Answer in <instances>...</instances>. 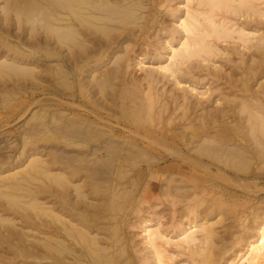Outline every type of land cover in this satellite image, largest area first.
Segmentation results:
<instances>
[{"label": "rangeland", "instance_id": "obj_1", "mask_svg": "<svg viewBox=\"0 0 264 264\" xmlns=\"http://www.w3.org/2000/svg\"><path fill=\"white\" fill-rule=\"evenodd\" d=\"M41 1L42 0H0V55H3V54L6 55V58H8L9 61L10 60L16 61V62L22 61L23 65H27V66H25L26 69H25V67H23V68H20L22 70L18 69L19 71L18 70L16 71L15 69H12L11 67H9L8 66L9 64L8 65L2 64V63L0 64L1 65L0 66V264H39V262L37 260L38 257L36 256L37 255L36 251H37L38 238H39L38 224H39L40 200L38 198V196H39L38 184L40 182V180H39L40 176L38 175V173H36L37 172L36 170H37V165L39 164V163H37L39 161L37 159H38V157L40 158V156L43 158H47V159L52 158V157L53 158L56 157V159H58V160H60V158L66 159L69 157H73L74 158L73 162L75 164H78L82 169L85 170V171L83 170V172H84L83 174L89 173L90 179L87 178V182L85 183L83 189H85V191H87L89 193L90 198H88L87 200L88 201L91 200V201H89L90 202V204H89L90 209L88 207L81 206L82 208L81 207L79 208V212L80 211L81 212L86 211V213H89V214H91V213L92 214H94V213L98 214V212H99L98 209H99L100 211L105 210L103 212H105L108 216H111L112 214H114V211H115V213L118 212L117 215H118V219L120 220V222H119V235L121 234L120 236L118 235V237H120L119 241L121 238H123V240L121 239L120 243H122V245L126 244L125 246H127V248H128L129 257L131 258V260H133L132 261V263L134 262L133 264H157V258H156L157 256H155L156 254H155L154 250L148 244H147V246L145 245V243H146L145 237L142 234L143 233V227H142L143 226V222H142L143 219H149L151 224H152L151 226H153V227L160 225L161 229L163 228L162 230H164L166 228L164 231L167 230L166 232L170 236L174 233L175 236H174V234L171 236V239L173 238L172 240L174 241V239L177 238L176 233L179 232V229L181 228V226H189L188 222L190 221V219L193 220L194 218H196L195 220H198L197 229L199 231L197 232V234H198L197 237H199L198 239L200 240V242L199 241L196 242L195 246L191 245L193 248L192 249L193 252H191V253H193V254H190L189 249H183L181 246L174 245L176 243L171 242V244H169V246H168V244L160 242V245H162L163 248H165L166 251H168L169 254L168 253L167 254L170 257V261H173L176 264H181V263L182 264H197L196 261L197 262L202 261L204 259L205 255H206V257H208L211 254L210 255V256H212V257H210L211 262H209L208 264H226L227 259L233 258L235 253L237 252V250L239 248H242L243 246H245L248 238H250L252 236H256L257 229L259 228V224L264 219V158L261 157V155H259V152L261 151L260 148H262V151L264 152V150H263L264 147H262L264 145H258L261 143H258L257 141L252 139L253 137H251L250 133L248 132L249 128H247V127H249V125H247L248 122L245 126V123H246L245 117H247V114L245 113L243 115V113H241L243 115L242 116L239 113V116L244 118V120H243V124H239L238 126L234 125L235 128H237L238 130L236 129L237 135H236L235 142H234L235 146L232 145V151L233 150L236 151V149H238V151L241 152L242 150H239L240 145L244 146L245 149L241 152L242 153L241 157L237 156V154L239 152L236 151V154L232 158V160H234V161L230 162L231 164H229V162H227L228 164H226L225 157L222 158L220 163L219 162L216 163V165H218L220 167L213 166V171L210 172L213 174H211V176H209L206 173V169L211 164L210 163L211 160L207 159V158L206 159H198L199 158L198 153H200L201 150L199 152V150H196V149H200V146L203 145V143L209 144L210 146L204 145L201 147V149L205 148V147L206 148L207 147H209V148L214 147L215 148V146H218V144H216L217 142L221 145L220 141H217L216 143L214 141L213 145L214 144H216V145L211 147L210 142L212 143L213 140L211 141L210 139H213V137H211V136H213L212 134L215 135V133H214V132H216L215 128L211 129L210 127H208V128H210V129H208L209 131H207L209 133V137L206 138L207 136H204V137H202V140L199 139L200 141L199 140L194 141V142H197L195 145L189 143L190 142L189 140H191L190 136H193V133H196L195 131L194 132L191 131V129L193 130V128L198 127L202 123L201 117L199 116V118H197L198 116H196V114H195V112L197 110H198V113H200L202 115V113H207V112L209 113L211 109H212L211 110V112H212L213 110L215 111L216 109H218L220 107L226 108L227 104H228V107L236 105L235 108H236V110L238 109V105L240 103V101H238L239 96H237V95L234 96V94L230 95V93L226 94L227 93L226 88H229V86H230L228 81H234L233 84L238 86V87L242 86L243 83L248 82L247 84H249V85L251 84V87L253 89L259 90V88L260 89L262 88L260 86H263V84H264V72H263L264 71L263 70L264 69V67H263L264 66L263 65L264 64V62H263L264 58H262V57H264V50L262 49L264 47V44H263L264 43V38H263L264 37V16L260 15L261 17L259 18V14H257L258 16L256 14H254L255 15L254 16L252 14V12H249L248 13L249 17H248V16H246L248 14L241 15L244 11L240 10V13H239V9L237 10V14L236 13L233 14L229 11L230 13L228 12L229 14H227V15H230V17H232L233 21H236L237 24H240V25L244 24L247 30L256 32V33H254L255 38H253L252 41L250 42L252 44L243 45V44H241V42H239L237 40L233 41L231 39L230 40L227 39L228 41L226 40L224 42L220 41L217 44L219 45V47L222 51L221 50L218 51L215 54V56H212L211 58L209 57V59H207V60H203L201 58H196L198 60L193 59L192 61L189 62V64L192 62L190 64L191 67L188 63L180 66L181 70L184 69V71H180V67H179V70L178 71L176 70V72L177 73L179 72V73L178 74H172L173 76L177 75V78L175 77V79H174L173 76L171 77V72L169 73V71L163 70L164 71V73H163V72H160L157 70L160 68L159 64L161 66H163L167 62H170L166 58L169 54V52H166V51H169L168 47H170V45H174V46L178 47L180 40H182L184 38V34L181 33L182 32L181 27L178 24V23H180L179 17H184V15L186 14L185 8L187 6H191V8H193L196 5V7H197V0H195L191 5H189L190 3H188V2L186 3V0H170V1L169 0H155V1L150 0V2H149V0H142L141 2H140V0H138V1L128 0V1H130L128 3H129L131 10L134 11V9H135V11L137 13H135V15L131 14L130 18L126 17V19H124L126 21V23L123 20L122 24L118 23L117 25H115L116 30H114L113 29L114 27H113V28L108 29L109 31L112 30L111 32H107L105 30L106 32L104 34L103 33L99 34L100 38L102 40L105 37V41H107L108 39H111L110 36H115L118 34L124 35V39H122L123 41L121 40L119 43L120 45L118 46L120 48H116L114 52H110L109 50L104 52L105 55L103 54L100 56L101 60L103 58L104 66L103 67L100 66V62H101V60H100V62H96L98 65L93 67L95 71L93 70V68H91L92 70L91 69L88 70L89 74L87 72L84 74V77L82 80V84H83L82 88H83V90H85V92L83 90L82 91L86 95L84 96V94L82 95L80 93L82 95V97L81 98L78 97V99L76 101H74L72 98H68L69 96L66 95V94H68V92H69V94L72 93V91L67 86V85H69V82H71V79L67 80L64 77H62L60 74L61 69L57 68V67H61L62 63L60 61H54L51 59H47L46 61H44L40 58L41 55L43 54L42 52H40L41 47L44 45L42 42L45 41V39L42 35L43 32H42V28H41L43 23L40 22L41 19H39V21H37L38 16H39V18H41V15L39 14V9H37V8H39V4L41 3ZM135 1H136V3H135ZM254 1H256L255 4L257 6H264V0H262L263 5L262 4L260 5L259 1L257 3V0H254ZM142 2L144 3V5ZM157 2L159 4V6H158ZM170 2H172V3H170ZM131 3H133V4H131ZM134 3H135V6H134ZM140 4H142V5H140ZM152 5H154L155 7ZM140 6H141V8H140ZM143 6H146L148 10H146V8ZM149 6H151V7H149ZM178 6H180V7H178ZM196 7H194V8H196ZM32 8L37 9V10H33ZM262 8L264 9V7H262ZM26 9H29L30 11H28ZM31 10H33V11H31ZM26 11H28V12H26ZM36 11H38V16H37ZM219 12H223V11H219ZM143 13H145V14L143 15ZM32 14H33V16H32ZM140 14H142V15H140ZM152 14H154V18L152 17L153 16ZM231 14H233L234 16ZM236 15H238V16H236ZM240 15H241V18H240ZM140 16H142V17H140ZM252 16H254V19ZM33 17L35 20L33 19ZM131 17H134V18L132 19ZM234 17H236V18H234ZM255 17H256V20H255ZM29 18H31V19H29ZM136 18H139L140 20L138 19V21H137ZM145 19H147L148 21H146ZM250 19H252V20H250ZM134 21H136V23H138L139 25L144 24V22L145 23L147 22L149 24H148L147 29H143V30H141L140 27L137 26L136 30L134 29L135 30L134 33L130 34V33H128V29H131L132 27H134L133 26ZM123 22L126 25V27H125V25H123ZM164 22H166V23H164ZM128 24H131V25H128ZM122 26H123V28H122ZM177 26H178V29H177ZM179 29H180V31H179ZM124 30H126V31H124ZM138 31H140L141 33L140 32L138 33ZM106 33H107V35H105ZM137 34H139V35L137 36ZM142 34H144V35H142ZM106 38H108V39H106ZM149 41L151 44L149 43ZM177 42H178V44H177ZM260 42H262V43L260 44ZM132 44H133V46H132ZM45 45H47V44H45ZM77 45H78V43H77ZM126 45H128L127 47H129L130 50L128 48H127L128 51L125 49ZM164 45H166V46H164ZM48 46L50 48H53V49L56 48L54 43H50V44H48ZM247 46H249V48H245ZM250 46H252L253 48L251 49ZM96 47H97L96 51H99V49H98L99 47L95 46V48ZM136 47H137V49H136ZM254 47H257L256 49L260 48V50L259 49L254 50ZM77 48H76V50H77ZM57 49H59V48L57 47ZM64 51H65V49L63 50V52ZM121 51H122V53H121ZM120 53L122 54L123 57L122 56L119 57ZM261 53H263V54H261ZM99 54H100V52H99ZM111 55H113V57ZM107 56H108V58H107ZM138 56H140V57H138ZM251 56H253V57H251ZM260 56H262V57H260ZM104 57H106L107 61L105 60ZM119 58H122L121 60L123 63L118 60ZM253 58H255V59H253ZM22 59L23 60L25 59V60L23 61ZM252 59L254 62L252 61V63H249V62H251ZM108 60H111V61H108ZM139 60H140V62H139ZM257 60L261 63H259ZM112 61H113V63L117 61V64L116 63H115L116 65L111 64ZM203 61H204V63H203ZM195 62L198 64L196 65ZM18 63H21V62H18ZM96 63L93 61V65H95ZM200 63L202 64L201 67H200ZM209 63H210V65H209ZM215 63H216V65H215ZM109 64H111L112 66H115V67L112 68V66L111 65L109 66ZM168 64L169 63H167L166 65H168ZM204 64H206V65H204ZM246 64H248V65H246ZM4 65L7 67H4ZM185 65H189L190 68L188 66L186 67ZM105 66H107L106 69L107 68L109 69L107 73H109V74L112 73L111 74L112 76L114 75V78L111 76V79H110L111 85L113 86V84H114V86L112 87L109 84L107 86H104V88H102V87L98 88V86L95 84V82L92 80V78H93L94 74H95L94 78L99 77V75L97 73H99L100 75H101V73L104 74V70H105L104 67ZM158 66H159V68H158ZM171 66L174 67L175 65L171 64ZM29 67H30V69H29ZM53 67L56 68L57 72H59V74H57V78L59 79L58 80L59 82L57 81L55 83L56 84V85H54L55 87L50 85L51 82L49 81V79L51 78L50 75L54 72ZM117 67H118V69H117ZM184 67H186L187 69ZM223 67H224V69H223ZM258 67L260 68V70L262 72L259 70ZM95 68H97V69H95ZM175 68L177 69V65L173 69H175ZM191 68H193V69H191ZM195 68H197V69H195ZM248 68H249V71H248ZM152 69H154V71H152ZM185 69L186 70L189 69L187 71L188 73L185 71ZM250 69H251V71H253V75L250 72ZM150 70L152 72L156 71L157 73L156 72L152 73V72H150ZM160 70H162V69H160ZM192 70L193 71L195 70L193 72L194 75L191 74ZM258 70L262 74L260 72H258ZM115 71H117V73ZM233 71L235 72V74L233 73ZM246 71H248V72H246ZM125 72L127 75L125 74ZM159 72L161 74H159ZM166 72H168L170 74V78H169V75L167 76V78L165 77ZM176 72H174V73H176ZM43 73L49 75V76H47L48 78L45 81H42V79H41V74L43 75ZM180 73L181 74L184 73V74L180 75ZM240 73H242V74H240ZM96 74H97V76H96ZM120 74H122V75L120 76ZM230 74H232L233 77ZM247 74L248 75L250 74V76L248 77ZM88 75H90V76H88ZM115 75H116V77H115ZM185 75L187 78H184ZM124 76L125 77L128 76V77L125 78ZM182 76H184V77H182ZM157 77H158V79H157ZM228 77L230 78L229 80H228ZM89 78H91V79H89ZM118 78H120V79H118ZM124 78L126 79L127 82L125 81ZM136 78L138 79V81L136 80ZM152 78H153V80H151ZM181 78H183V79H181ZM205 78H207V79H205ZM225 78H226V80H225ZM236 78H237V80H236ZM253 79H255V80H253ZM84 80H86V81H84ZM130 80H132L130 83L131 85H129ZM178 80L181 81V86L178 85L177 83H175V81H178ZM112 81H114V82H112ZM237 81H239V82L237 83ZM87 82L88 83L91 82V83L87 84L88 85L87 86L86 84H84ZM123 82H124V84H123ZM125 82L127 84H125ZM136 83L140 85L139 89L137 88L138 85H136ZM183 83H184V85L187 84L188 86L187 85L186 86L188 88H186V86H184ZM260 83L262 85H260ZM120 84H121V86H120ZM258 84H259V87H258ZM42 85H46V87H47L46 93H42L43 92V86ZM123 85L125 87L126 86L127 87L124 88ZM148 85H151V86L149 87ZM156 85H158V86H156ZM109 86H111L112 89ZM143 86H144V88H142ZM155 86H156V89L158 88L157 90H155ZM178 86H179V88H178ZM189 86L192 89L189 88ZM78 87H80V86H77V93H79L78 89H80ZM87 87H89V88H87ZM107 87H108V89H107ZM114 87H117V88H114ZM148 87H149L150 92L151 93L153 92L152 94H150ZM193 87H196V89L194 88V90H193ZM211 87H213V88H211ZM219 87L221 89V92H219V90H220ZM101 88H102L103 92L100 91ZM161 88H163V89H161ZM124 89L128 91V94H130L132 91H136L141 96H143V98H144V96H147V95H153L154 100H156V98L158 100L161 99L160 101H154V103L159 102V104H162V102L164 100L168 99L169 101L166 100L165 103L169 102L168 107L169 106L171 107V105H172V107L170 109L171 112H170L169 117L172 116L171 118H172L173 122L170 120L171 123L169 124V121L167 120L165 123L168 126H171L173 128L177 124L175 126V129H174V133H175L174 137H171L168 140V139H163V138L160 139L159 136H156V135L152 136V134H150L151 136L145 135L147 133L146 132L147 130L152 131L155 129L156 126L157 127L159 126V124L157 125V123H153V122H151V124H150V120L146 121V123L144 125L143 121L148 120V118L145 115H143V117H142L143 120L139 121L137 123L138 125L133 124V122H131L132 119H130L131 117L129 118L128 114H126V112H125L128 110H124V108L127 109L130 106H131L130 108H134L136 103L134 104V101L132 102V100H130L129 98L124 100L125 97L123 95L119 96L120 93L122 94L121 91H124ZM89 90H90V92H89ZM146 90H148V91L145 95L144 93L146 92ZM87 91H88V93H87ZM97 91H100V92H97ZM155 91H156V93H155ZM204 91H206L205 92L206 95L204 94ZM142 92H144V93H142ZM159 92L162 94L160 95ZM186 92H187V94H186ZM191 92H193V93H191ZM177 93H179L180 95ZM90 94H91L92 98L89 97ZM112 94H115V95H112ZM163 94H165V95L162 96ZM181 94L183 95V98H182ZM185 94L188 96L186 97ZM198 95H200V97ZM203 95H205V96L203 97ZM106 96H108V98ZM227 96L230 98V102H229V99L227 98ZM231 96H232V98L235 97L234 100L236 102L232 101ZM120 97H121V99H120ZM122 97H124V99ZM184 97L186 100L184 99ZM190 97L192 98L193 101L191 100ZM223 97H224V99H223ZM55 98H56V100H55ZM83 98H85V99H83ZM169 98H171V99H169ZM219 98H220V100H219ZM225 98H226V100H225ZM57 99H59L60 102ZM197 100H199V101L197 102ZM202 100H203V102H202ZM239 100H241V99H239ZM114 101L116 104L114 103ZM185 101H186V103H185ZM194 101H196V102H194ZM205 101H207L208 103ZM64 102H66V103H64ZM71 102L75 103V104H73V106L72 105L70 106V104H72ZM120 102L121 103L124 102V105L121 106L122 104ZM175 102H177V103H175ZM178 102H180V103L184 102L185 104L184 103L183 104L185 106L182 104L183 106L178 107V105L180 104ZM237 102H238V104H237ZM94 103H95V105H92ZM157 103L155 104L156 113H157V108L160 107L159 104H157ZM196 103H198V104H196ZM200 103H202V105H201L202 107L199 106ZM215 103H217V104H215ZM78 104H80V106ZM163 104H164V102H163ZM187 104L189 105L190 110L187 109V107H188ZM74 105H76L77 108L74 107ZM197 105H198V107H197ZM97 106H99V107H97ZM124 106H126V107H124ZM72 107H73V109H72ZM102 107H105V108H102ZM205 107H206V112H202L205 110ZM213 107L214 108L216 107V108L214 109ZM183 108H186L188 111L185 110L183 112V110H182ZM207 108H208V110H207ZM121 109H123V111ZM92 110H93V112H92ZM176 110H178L179 112H177ZM101 111H102V114L104 116L101 114ZM54 112L57 114V116L54 115ZM185 112H186V114H188L189 116H192L195 119V121L193 119V123L195 124V126H191L192 128H190L188 126V124L185 120L186 116L183 115V113L185 114ZM76 114H78V115L83 114L81 116H86V117L88 115L90 117V120L102 118V119H100V121L103 124L102 123L100 125L99 124H97V125L92 124L93 130H95V128H96V130L108 131V132L115 130V132H116L115 138L118 137V139L120 138L121 141L118 140V141H115V143L112 142V144H114V146L120 145L119 148H122V146L124 145L123 148L125 150L123 151V153L125 155L127 154L128 147L130 149V146H131V143L127 142V141L128 140L129 141L134 140L133 142H135V143L138 142L137 144L142 146L141 149H142V151H145V152H142L141 149H139V148L138 149L140 151L137 148H135V149L138 152H140V156H143V158L145 156H147L145 158L149 159V162L146 164L151 165V163H152V165L154 166L153 173L155 171L156 172H155V174H152L153 179L150 178V174H148V177H149V178H147L148 180L141 181L139 184V187L136 190L134 189L135 192L131 191L128 198H126V199H124V198L123 199H117L116 196H112L114 194L118 195V193H116L117 187L115 186V183L118 182V181H116L118 179L116 178L117 176H116V166H115V165H117V162H115L114 159H112L110 156L108 157L109 150H104L102 147L101 149H103V151L100 150L101 152L100 151L98 152V154H97L98 156L96 158H92L91 157L92 152H94V150L97 148L96 145L95 146L92 145L89 149L88 147L84 146L83 144H81L79 142H74L73 144H71V146H69V142H67L68 140L65 137L62 138V136L59 135V133L57 131H55V129L53 128V127H55V126H53L54 125L53 120L59 122L57 118L62 117V119L60 118V121L62 120L61 122L64 123L65 122L64 118H68V116L70 117L72 115L75 116ZM43 115H45L47 117L45 120H42ZM177 115H181V116H177ZM182 115H183V117H182ZM124 116H127V117H124ZM155 116L158 117V115H155ZM181 117L184 119H182ZM144 118H145V120H144ZM175 119H177V120H175ZM104 120H106V121H104ZM141 122H142V124H141ZM152 123H153V126H152ZM86 126L87 125L84 123V125H82V128H85ZM134 126H137L138 128L134 127ZM182 126H183V128H182ZM201 126H203V125H201ZM97 127H99V128H97ZM142 127H143V129H142ZM177 128H178V131H177ZM203 128L205 129V127H203ZM110 129H111V131H110ZM129 129L132 131H130ZM180 129H181V131H179ZM138 130L141 131L140 135H139V133L137 135V133L135 132ZM144 130H146V131H144ZM185 130H186V132H184ZM246 130H248V131H246ZM133 132L136 134H134ZM181 132H183V133H181ZM55 133L57 134V136ZM188 133H189V135H188ZM241 133H243V134H241ZM122 134H123V136H122ZM176 134H178L179 136L183 134L182 136H184V137L179 138V136L178 135L176 136ZM185 134H187L188 139L185 138ZM59 136L61 139L58 138ZM130 137H131V139H130ZM145 137H147L148 140H147V138L145 139ZM175 138H177V139H175ZM62 139L63 140L66 139V141H63ZM149 139L150 140L155 139V140L150 141ZM185 139L187 141H185ZM203 139H208L210 141L205 140V142H204ZM61 140H62V142H61ZM156 140L158 141V143L160 142V144H157ZM182 141H184V142L182 143ZM65 142H67L66 143L67 146L65 144L62 145ZM121 142H123V143H121ZM153 142H155V143H153ZM76 143H77L78 147H76L77 146ZM106 143H107V141H105V145H106ZM79 144H80V146H79ZM237 144H239V145H237ZM160 145H164L163 146L164 148L169 147L170 151L171 150L173 151V149H174L178 152V154H177V152L171 151V153H172V155H171V153L168 151L169 149L168 150L166 148L164 149ZM73 146H75V148ZM177 146L179 147V149ZM59 147L60 148L62 147V148L60 149ZM125 147H127V148H125ZM170 147H172V149ZM180 147H182L183 153H181L182 151H181ZM187 147H188V149H187ZM189 147H191V148H189ZM257 147H259V148H257ZM57 148H59V149H57ZM131 148H132V146H131ZM143 148L146 150H144ZM63 149H66V150H63ZM193 149H195V151H197V153L195 151H192ZM258 149L260 150L259 152H258ZM87 150H89V151H87ZM106 151H107V153H106ZM148 152H150L149 155L147 154ZM261 152H260V154H261ZM179 153H181L183 155H181ZM144 154H145V156H144ZM187 154H189V158H190V156L191 157L193 156L194 159L193 158L184 159V157L188 156ZM238 155L240 156V154H238ZM35 156L37 158L36 161L34 159ZM153 156L156 157V161L154 160L155 157H153ZM178 156H179V158H178ZM182 156H184L183 161L186 163L185 164L186 168H184L183 171L181 169H179V168H181L179 160ZM105 157L106 158L108 157V158L106 159ZM91 158H92V160H91V162H89V159H91ZM150 159H153V160H150ZM191 159H193L194 161H196V160L200 161L201 160L200 162L201 163L203 162L204 164H202V165H204V166L200 165L199 167H201V168H199L197 166L199 162L196 163V165H195V162H191V161H193ZM77 160H79V161L81 160V162H79ZM107 160L108 161L110 160V161L108 162ZM189 160H191V161H189ZM31 161H32V163H31ZM92 161H93V163H95L97 161V163H95L93 165ZM112 161H114V162H112ZM241 161H243V162H241ZM88 162L90 165L88 164ZM106 162H108V163H106ZM111 162H112V164L114 163V165H112ZM34 164H35V166H34ZM233 164H234V166H233ZM242 164L244 166H242ZM191 167H193V168H191ZM16 169H17V173L15 172ZM138 169H139V166L135 165L134 171H138ZM177 169H178V171H177ZM86 170L89 172H87ZM194 170H196V171H194ZM9 172H13L15 175H12L13 173H11V175H10ZM175 172H179V175L175 174ZM180 172H181V175H180ZM7 173L9 175L6 176V178H5L4 175H7ZM164 174L166 176H164ZM183 174H185L186 177H183L184 176ZM16 175H17V177H16ZM158 175H159V177H158ZM190 175H196L197 176L196 178L199 180L201 178V180L199 182H196L192 179L190 182L189 181L190 179L188 178V177H191ZM212 175H214V176H212ZM12 176H14V177H12ZM29 176H31V177H29ZM2 177H3V179H2ZM168 177H173V178L175 177L174 180L176 181V184H179L180 189L181 190L184 189L183 191H186V192L189 191L190 193L188 192V194H186L185 192H183L181 190L177 191V190H175L177 187H173L175 189H172V188H170V190L167 189L168 192L166 190H163L162 188H160L158 190L156 188V185H155V184H157V182H159L157 179L161 178L160 182L165 183L167 181ZM128 178L129 179H127V181L124 182V184L126 185L128 190L129 189L131 190L133 188L132 187V183H133L132 179L136 178V177L133 173H131V175H129ZM180 178L182 179V181H185V182H180L179 181V180H181ZM186 178H188V179L186 180ZM88 180H89V182H88ZM177 180H178V183H177ZM175 181L173 182V184H175ZM130 182H132V183H130ZM143 183H145V184H143ZM94 184L97 187H95ZM91 185H93V187ZM195 185H196V187H195ZM108 186H110V187H108ZM189 187H192V188H189ZM194 187L196 190H197V188L199 189L201 187H202V189H199V191L197 192L194 189ZM154 188L156 190H154ZM95 189L97 192L95 191ZM107 190L109 191V193ZM121 191H122V189H121ZM145 191H146V193H145ZM104 193H105V195H104ZM132 193H134L135 195ZM191 193H193V194H191ZM195 193L198 196L197 195L195 196ZM167 194H168V196H166ZM172 194H173V196H175L174 198H173ZM176 194L179 198L176 196ZM178 194H181V195H178ZM140 195H143V196H140ZM157 195H159V196H157ZM192 195H194V196H192ZM118 196H120V194ZM170 196L172 199L169 198ZM131 197H133V198H131ZM165 197H167V198H165ZM180 197H182L183 199ZM214 197H216V198H214ZM102 198H104V199L107 198V199L102 200ZM112 198H113V200H112ZM132 199L134 200V202L132 201ZM191 199H192V201H191ZM194 199H195V201H194ZM218 199L221 202V204L218 201ZM172 200H174V201L178 200L177 202H175L176 206L171 204L173 202ZM108 201L111 203L113 202L115 204H111V203L109 204ZM139 201H140V203H138ZM141 201L143 204L141 203ZM129 202L130 203L132 202V203L130 204ZM204 202L206 203V205ZM199 203H201L200 208H199ZM225 203L227 204V206ZM101 204H103V205H101ZM108 204L114 205V211H112V209H111L112 206L110 207ZM120 204H121V206L119 207ZM124 204H126V205H124ZM196 204H198L197 207H196ZM219 204H220V206H219ZM105 205H106V207H104ZM128 205H130V206H128ZM189 205H191L192 208L196 207V209H197L196 214L197 215L190 212V210L188 208H191V206H189ZM131 206H132V209H130ZM208 206H209V208H208ZM108 207H110V208H108ZM116 207H118V208H116ZM127 207L128 208L130 207L129 210H127L128 209ZM119 208L120 209L124 208L125 210L123 209L121 212ZM88 209H89V211H87ZM134 209H135V211H134ZM94 210H96V211H94ZM110 210L113 213H111ZM126 210H127V212H126ZM198 210L200 211L199 214H198ZM211 210H213V211H211ZM124 214H127V215H124ZM201 215L203 217L204 216L205 217L203 218ZM37 216H38V218H37ZM124 216H126V219L124 220V221H126V222H124V224H126V225H124L123 222L121 221V217H124ZM188 216H190L189 219H188ZM237 219H238V221H237ZM205 220H207V221L209 220L208 223L212 225L211 230L213 232V234H211V236H210L211 239H210V243L208 245L205 242V238L203 237V232L201 231V228L204 226ZM114 225H115V223H113V221H112V222H110V224L109 223L104 224L102 222H99V223H97L96 226H98L97 228L103 229L104 233L100 234V236L102 237L103 234H104L103 236H105V233H108L107 235H109L112 232ZM122 225H124V226H122ZM96 226L94 228H96ZM106 229H107V231H105ZM199 232H200V234H199ZM95 233H97V231H95ZM122 241H124L125 243ZM165 245H166V247H165ZM148 247L151 248L152 250H150ZM228 249H230V250H228ZM225 250L227 252H225ZM142 251H144V252L142 253ZM184 251H185V253L183 254ZM194 252H196V253H194ZM197 253H199V254H197ZM195 254H197V257L194 256ZM202 254L204 256H201ZM171 257H173V258L171 259ZM191 257H192V259H191ZM194 257H195V259H194ZM200 257H202V258H200ZM262 264H264V263H262Z\"/></svg>", "mask_w": 264, "mask_h": 264}, {"label": "bare ground", "instance_id": "obj_2", "mask_svg": "<svg viewBox=\"0 0 264 264\" xmlns=\"http://www.w3.org/2000/svg\"><path fill=\"white\" fill-rule=\"evenodd\" d=\"M138 1V0H136ZM135 1V3H136ZM142 0H140L141 2ZM155 1V0H154ZM170 1V0H169ZM195 0H186V3H190L189 5H191ZM260 3V5L263 3L262 0H257V3ZM262 1V2H261ZM130 1L128 0H42L41 3L39 4V14L41 15V18H39L38 16V11L37 12V21L40 20V22H42V35L45 39V41H43L42 43L44 44L41 49H40V52H42L43 54L41 55V59L46 61L47 59H51V60H54V61H60L62 64H61V67H57V68H60V74L62 77H64L65 79L69 80L71 79V82H69V85L68 88L72 91V93L69 94H66L67 96H69L68 98H72L74 101H76L79 98L82 97V95L84 94L85 90H83L82 88V80H83V77H84V74L88 72V70H90L91 68L95 67L96 65H98L96 62H100V56L104 54V52L106 51H110V52H114L116 48H120L118 47L120 44V41L122 39H124V35L122 34H118V35H115V36H110L111 39H108L107 41H105V37L104 39L102 40L100 38V33L104 34L106 31L107 32H111L109 31L108 29L110 28H113L114 30H116L115 28V25H117L118 23L122 24V21L124 19H126V17H129L131 16V14L135 15V13H137L134 9L131 10L130 6H129V3ZM134 2V1H133ZM150 2V0H149ZM153 2V1H152ZM256 1L254 0H197V7L196 5L194 7L196 8H191V6H187L185 9H186V14L184 15V17H179V20H180V23L179 26L181 27V33L184 34V38L182 40H180L179 42V46L176 47L174 45H170L169 48V51H166V52H169L168 56L166 57L170 62H167L169 63L168 65L164 64L163 66H158V70L157 71H160V72H163L164 71H169V73L171 72V77L173 76L172 74H178L176 72V70L178 71L179 70V67L184 65V64H189L190 61H192L193 59L195 60H198L196 58H201L203 60H207L209 59V57L211 58L212 56H215V54L220 51V47L219 45L217 44L218 42L220 41H226L227 39H231V40H237L239 42H241V44L243 45H247V44H252L250 43L252 41L253 38H255L254 36V33L256 32H253V31H250V30H247L245 25L242 24H237L236 21H233L232 20V17H230V15H227L229 14L230 12L231 13H236L237 14V10L239 9V13H240V10L244 11L241 15H246L248 14L249 12H252V14H259V18L261 16H264V9L262 7L264 6H257L255 4ZM135 3H134V6H135ZM143 3V2H142ZM146 3V2H145ZM162 3V2H161ZM164 3V2H163ZM172 3V2H170ZM169 3V4H170ZM133 4V3H131ZM147 4V3H146ZM154 4V3H153ZM158 4V2H157ZM138 5V4H137ZM142 5V4H140ZM144 5V3H143ZM149 5V4H148ZM178 5V4H177ZM259 5V4H258ZM263 5V4H262ZM154 6V5H152ZM159 6V4H158ZM186 6V5H185ZM139 7V6H138ZM147 9L146 6H143ZM151 7V6H149ZM155 7V6H154ZM180 7V6H178ZM141 8V6H140ZM170 8V7H169ZM183 8V7H182ZM181 8V9H182ZM30 9V8H29ZM29 9H26L28 11H30ZM33 9V8H32ZM37 9H33V10H37ZM31 10V11H33ZM145 10V9H144ZM145 10V11H146ZM153 10V9H152ZM157 10V9H156ZM26 11V12H28ZM142 11V10H141ZM144 11V12H145ZM219 11H223V12H219ZM230 11V12H229ZM147 12V11H146ZM225 12V13H224ZM229 12V13H228ZM31 14V13H30ZM34 14V13H33ZM32 14V16H33ZM36 14V13H35ZM145 13H143L144 15ZM169 14V13H168ZM231 14V15H233ZM137 15V14H136ZM142 15V14H140ZM153 18H154V14H152ZM157 15V14H156ZM241 15H240V18H241ZM261 15V16H260ZM31 16V15H30ZM29 16V17H30ZM35 16V15H34ZM150 16V15H149ZM148 16V17H149ZM181 16V15H180ZM234 16V15H233ZM238 16V15H236ZM249 17V14L246 15ZM255 16V15H254ZM254 16L253 19H254ZM258 16V15H257ZM35 17V18H36ZM142 17V16H140ZM144 17V16H143ZM146 17V16H145ZM151 17V18H152ZM160 17V16H159ZM158 17V18H159ZM243 17V16H242ZM128 18V19H129ZM132 19L134 17H131ZM164 18V17H163ZM236 18V17H234ZM251 18V17H250ZM258 18V19H259ZM31 19V18H29ZM34 19V17H33ZM127 19V20H128ZM137 21L139 18H136ZM144 19V18H143ZM156 19V18H155ZM257 19V20H258ZM35 20V19H34ZM131 20V19H130ZM129 20V21H130ZM140 20V19H139ZM142 20V19H141ZM146 21H148L147 19H145ZM150 20V19H149ZM235 20V19H234ZM241 20V19H240ZM245 20V19H244ZM252 20V19H250ZM249 20V21H250ZM255 20H256V17H255ZM260 20V19H259ZM258 20V21H259ZM36 21V22H37ZM120 21V22H119ZM125 21V20H124ZM152 21V20H151ZM248 21V20H247ZM257 21V22H258ZM262 21V20H261ZM260 21V22H261ZM33 22V21H32ZM128 22V21H127ZM132 22V21H131ZM142 22V21H141ZM154 22V21H153ZM126 23V21H125ZM166 23V22H164ZM132 24V23H131ZM131 24H128V25H131ZM148 24L149 23H145L144 24H138L136 23V21H134V24L131 29H128V33H134V31L136 30L137 26L140 27L141 30L143 29H147L148 27ZM123 25L124 22H123ZM126 27V25H125ZM261 27V26H260ZM40 28V29H41ZM123 28V26H122ZM118 29V28H117ZM135 29V30H134ZM177 29H178V26H177ZM106 30V31H105ZM123 30V29H122ZM175 30V29H174ZM256 30V29H255ZM104 31V32H103ZM126 31V30H124ZM178 31V30H177ZM180 31V29H179ZM178 31V32H179ZM261 31V30H260ZM140 31H138L139 33ZM174 32V31H173ZM137 33V32H136ZM135 33V34H136ZM141 33V32H140ZM143 33V32H142ZM158 33V32H157ZM109 34V33H108ZM124 34V33H123ZM180 34V33H179ZM107 35V33L105 34ZM128 35V34H127ZM139 34H137L138 36ZM144 35V34H142ZM150 35V34H149ZM156 35V34H155ZM134 36V35H133ZM147 36V35H146ZM157 36V35H156ZM183 36V35H182ZM108 37V36H107ZM145 37V36H144ZM130 38V37H129ZM132 38V37H131ZM138 38V37H137ZM151 38V37H150ZM179 38V37H178ZM262 38V37H261ZM264 38V37H263ZM136 40V39H135ZM134 40V41H135ZM178 40V41H179ZM123 41V40H122ZM228 41V40H227ZM146 42V41H145ZM152 42V41H151ZM236 42V41H235ZM50 43H54L56 48H50L48 46V44ZM78 43V45H77ZM150 43V41H149ZM171 43V42H170ZM173 43V42H172ZM262 42H260L261 44ZM47 44V45H45ZM131 44V43H130ZM134 44V43H133ZM132 44V46H133ZM146 44V43H145ZM151 44V43H150ZM178 44V42H177ZM238 44V43H237ZM255 44V43H254ZM253 44V45H254ZM264 44V43H263ZM262 44V45H263ZM144 45V44H143ZM232 45V44H231ZM235 45V44H234ZM239 45V44H238ZM252 45V46H253ZM95 46H98L99 48V51H96L97 47L95 48ZM124 46V45H123ZM128 45H126L125 49L127 50V48L130 50L129 47H127ZM166 46V45H164ZM163 46V47H164ZM236 46V45H235ZM250 46V48L252 49L253 47ZM257 46V45H256ZM261 46V45H260ZM57 47L59 49H57ZM78 47V48H77ZM234 47V46H233ZM258 47V46H257ZM257 47H254V50H260V48L256 49ZM77 48V50H76ZM143 48V47H142ZM146 48V47H145ZM240 48V47H239ZM245 48H249V46L245 47ZM65 49V51L63 52V50ZM124 49V50H125ZM134 49V48H133ZM137 49V47H136ZM234 49V48H233ZM241 49V48H240ZM264 50V47L262 48ZM238 50V49H237ZM243 50V49H242ZM247 50V49H246ZM128 51V50H127ZM133 51V50H132ZM222 51V50H221ZM252 51V50H251ZM100 52V54H99ZM126 52V51H125ZM124 52V53H125ZM255 52V51H254ZM259 52V51H258ZM263 52V51H262ZM122 53V51H121ZM120 53L119 57L122 56V54ZM127 53V52H126ZM125 53V54H126ZM131 53V52H130ZM243 53V52H242ZM124 54V55H125ZM143 54V53H142ZM263 54V53H261ZM105 55V54H104ZM107 55V54H106ZM117 55V54H116ZM131 55V54H130ZM229 55V54H228ZM260 55V54H259ZM113 57V55H111ZM223 56V55H222ZM245 56V55H244ZM123 57V56H122ZM140 57V56H138ZM246 57V56H245ZM253 57V56H251ZM262 57V56H260ZM102 58V57H101ZM105 60L107 61L106 57H104ZM108 58V56H107ZM128 58V57H127ZM221 58V57H220ZM229 58V57H228ZM264 58V57H262ZM18 59V58H17ZM20 59V58H19ZM113 59V58H112ZM115 59V58H114ZM122 58H119L118 60L120 62H122L121 60ZM130 59V58H129ZM140 59V58H139ZM247 59V58H246ZM255 59V58H253ZM253 59L251 60V62L249 63H252ZM23 60V59H22ZM25 60V59H24ZM23 60V61H24ZM117 60V59H116ZM124 60V59H123ZM93 61L96 63L95 65H93ZM108 61H111V60H108ZM118 61V62H119ZM137 61V60H136ZM246 61V60H245ZM258 61V60H257ZM263 61V60H262ZM18 62H21V63H18ZM12 61L8 58H6V55H0V64H6L8 65L9 67H11L12 69H15L16 71L19 69V70H22L20 68H23L27 65H23L22 64V61ZM29 62V61H28ZM140 62V60H139ZM198 62V61H197ZM206 62V61H205ZM208 62V61H207ZM254 62V61H253ZM259 62V61H258ZM264 62V61H263ZM103 63V64H102ZM106 63V62H105ZM117 64V61L111 64L113 65H116ZM123 63V62H122ZM121 63V64H122ZM192 63V62H191ZM190 63V64H191ZM196 63V62H195ZM204 63V61H203ZM213 63V62H212ZM211 63V64H212ZM236 63V62H235ZM261 63V62H259ZM109 64V66L111 65ZM126 64V63H125ZM139 64V63H138ZM163 64V63H162ZM171 64H174L175 66L177 65V69H173L174 67L171 66ZM189 64V65H190ZM198 63H196L197 65ZM214 64V63H213ZM263 64V63H262ZM108 65V64H107ZM189 65H185L186 67ZM201 63H200V67H201ZM206 65V64H204ZM210 65V63H209ZM216 65V63H215ZM248 65V64H246ZM245 65V66H246ZM258 65V64H257ZM264 65V64H263ZM1 66V65H0ZM100 66L103 67L104 66V62H103V58L100 62ZM99 66V67H100ZM112 66V65H111ZM195 66V65H194ZM193 66V67H194ZM220 66V65H219ZM244 66V67H245ZM259 66V65H258ZM4 67H7L4 65ZM8 67V68H9ZM107 66L104 67V74L101 73V75L99 73H97L99 75V77H95V74L92 78V80L95 82V84L98 86V88L102 87L104 88V86H107V85H111V74L107 73L108 72V68L106 69ZM115 67V66H112V68ZM184 67V68H186ZM191 67V65H190ZM189 67V68H190ZM215 67V66H214ZM218 67V66H217ZM250 67V66H249ZM264 67V66H263ZM204 68V67H203ZM208 68V67H207ZM247 68V67H246ZM259 68V67H258ZM10 69V68H9ZM26 69V67H25ZM30 69V67H29ZM54 72L50 75V79L49 81L51 82L50 85L54 86L56 85L55 83L59 80L57 78V74H59V72H57L56 68H54ZM97 69V68H95ZM111 69V68H110ZM118 69V67H117ZM120 69V68H119ZM127 69V68H126ZM162 69V70H160ZM187 69V68H186ZM185 71L187 72L188 70ZM193 69V68H191ZM197 69V68H195ZM224 69V67H223ZM234 69V68H233ZM236 69V68H235ZM238 69V68H237ZM254 69V68H253ZM257 69V68H256ZM18 70V71H19ZM56 70V71H55ZM92 70V69H91ZM94 70V68H93ZM113 70V69H112ZM124 70V69H123ZM128 70V69H127ZM126 70V71H127ZM164 70V71H163ZM202 70V69H201ZM215 70V69H214ZM260 70V68H259ZM258 70V72H260ZM264 70V69H263ZM95 71V70H94ZM114 71V70H113ZM118 71V70H117ZM117 71H115L117 73ZM121 71V70H120ZM152 71H154V69H152ZM150 70V72H152ZM180 71H184V69L181 70V67H180ZM191 71V70H190ZM195 71V70H194ZM192 70V73L194 72ZM248 71H249V68H248ZM246 71V72H248ZM156 72V71H155ZM155 72H152V73H155ZM159 72V74H161ZM176 72V73H174ZM231 72V71H230ZM242 72V71H241ZM250 72L252 73L253 75V71H251L250 69ZM257 72V71H256ZM262 72V71H261ZM260 72V73H261ZM264 72V71H263ZM96 73V72H95ZM107 73V74H106ZM115 73V74H116ZM119 73V72H118ZM124 73V72H123ZM122 73V74H123ZM149 73V72H148ZM157 73V72H156ZM168 72H166V78L167 76L169 75V78H170V74ZM188 73V72H187ZM233 73L235 74V72L233 71ZM232 73V74H233ZM250 73V74H251ZM96 74V76H97ZM120 74V76L122 75ZM126 74V72H125ZM124 74V75H125ZM184 73H180V75H183ZM215 74V73H214ZM230 74L232 77L233 75ZM242 74V73H240ZM250 74L248 75V77L250 76ZM255 74V73H254ZM262 74V73H261ZM117 75V74H116ZM115 75V77H116ZM119 75V74H118ZM127 75V74H126ZM188 75V74H187ZM194 75V74H193ZM251 75V76H252ZM47 74H44L43 75L41 74V79L42 81H45L47 80ZM90 76V75H88ZM119 76V77H120ZM129 76V75H128ZM127 76V77H128ZM151 76V75H150ZM153 76V75H152ZM155 76V75H154ZM230 76V77H231ZM260 76V75H259ZM258 76V77H259ZM114 78V75L112 76ZM118 77V76H117ZM125 77V76H124ZM125 77V78H127ZM174 79L175 77L177 78V75H174L173 76ZM184 77V76H182ZM231 77V78H232ZM256 77V76H255ZM257 77V78H258ZM262 77V76H261ZM124 78V79H125ZM151 78V77H150ZM154 78V77H153ZM153 78L151 80H153ZM156 78V77H155ZM184 78H187L186 75ZM195 78V77H194ZM62 79V78H61ZM91 79V78H89ZM117 79V78H116ZM120 79V78H118ZM158 79V77H157ZM173 79V78H172ZM183 79V78H181ZM189 79V78H188ZM193 79V78H192ZM200 79V78H199ZM204 79V78H203ZM207 79V78H205ZM230 78L228 77V80ZM251 79V78H250ZM256 79V78H255ZM253 79V80H255ZM66 80V81H67ZM88 80V79H87ZM115 80V79H114ZM136 80L138 81V79L136 78ZM177 80V79H176ZM226 80V78H225ZM232 80V79H231ZM235 80V79H234ZM237 80V78H236ZM242 80V79H241ZM248 80V79H247ZM252 80V79H251ZM61 81V80H60ZM63 81V80H62ZM86 81V80H84ZM83 81V82H84ZM89 81V80H88ZM119 81V80H118ZM117 81V82H118ZM123 81V80H122ZM126 81V79H125ZM132 80H130L129 82V85H131ZM134 81V80H133ZM184 81V80H183ZM187 81V80H186ZM191 81V80H190ZM193 81V80H192ZM59 82V81H58ZM78 82V83H77ZM114 82V81H112ZM127 82V81H126ZM125 82V84H127ZM149 82V81H148ZM151 82V81H150ZM154 82V81H153ZM226 82V81H225ZM229 82V88H226L227 89V93H230L231 94H234L239 96L238 98L241 99L238 101H240L239 105H238V109L236 110L235 106H229L228 107V104H227V107H220L218 109H216L214 112L210 110V112L208 113H202V115L200 113H198V110L195 112L196 116H198L197 118H199V116L201 117V120H202V123L198 126V127H195L193 128V130L191 129V131H195L196 133H193V136H190V139L189 140L191 144H196L197 142H194L196 140H202V137L204 136H207L206 138L209 137V133L207 131H209L208 129H213L215 128L216 132L215 135L212 134L213 136V139H210L212 141V143L210 142L211 144V147L212 146H215L216 144H218V146H215V148H209V147H205V148H202V146L204 145H209V144H204L200 146V149H196V150H201L199 154V158L198 159H210L211 160V164L207 167L206 169V173L211 176V174L213 173H210L213 171V166H218L216 165L217 162H221V159L225 157V160H226V164H228L227 162H229V164H231L230 162H233L234 160H232V158L234 157V155L236 154V151H238V149H236V151H232V145L235 146V138H236V135H237V131L235 128L234 125H239V124H243V120L244 118H242L241 116H239V113H243V115L246 113L247 114V117H245L246 119V123H245V126L248 122L247 125H249V128L248 131L251 135V137H253L252 139H254L255 141H257L258 143H261V144H258V145H264V84L263 86H260L262 87L261 89L259 88V90H256V89H253L251 87V84H247V83H243L242 86L238 87L236 85H234V81H228ZM239 81H237L238 83ZM260 82V81H259ZM262 82V81H261ZM77 83V84H76ZM91 83V82H89ZM88 82L87 83H84V84H89ZM121 83V82H120ZM140 83V82H139ZM152 83V82H151ZM150 83V84H151ZM175 83H177L178 85L181 86V81H175ZM185 83V82H184ZM183 83V85H184ZM192 83V82H191ZM236 83V84H237ZM251 83V82H250ZM117 84V83H116ZM124 84V82H123ZM135 84V83H134ZM148 84V83H147ZM176 84V85H177ZM193 84V83H192ZM228 84V83H227ZM93 85V84H92ZM128 85V86H129ZM133 85V84H132ZM136 85H138V89H139V84L136 83ZM152 85V84H151ZM151 85H148L149 87ZM154 85V84H153ZM175 85V84H174ZM182 85V86H183ZM187 85V84H186ZM184 85V86H186ZM254 85V84H253ZM260 85H262L260 83ZM43 86V92L42 93H46V85H42ZM77 86H80L78 88L79 90V93H77ZM88 86V85H87ZM91 86V85H90ZM95 86V85H94ZM112 86V85H111ZM109 86L111 89L113 86L111 87ZM121 86V84H120ZM124 86V85H123ZM147 86V85H146ZM158 86V85H156ZM156 86H155V90L156 89ZM183 86V87H184ZM188 86V85H187ZM186 86V88H188ZM194 86V85H193ZM223 86V85H222ZM55 87V86H54ZM127 87V86H126ZM124 86V88H126ZM149 87H148V90H149ZM175 87V86H174ZM216 87V86H215ZM257 87V86H256ZM258 87H259V84H258ZM89 88V87H87ZM91 88V87H90ZM102 91L103 92V90ZM109 88V89H110ZM114 88H117V87H114ZM122 88V87H121ZM132 88V87H131ZM144 88V86L142 87ZM154 88V87H153ZM152 88V89H153ZM179 88V86H178ZM185 88V89H186ZM189 88H191L189 86ZM194 88L196 89V87H193V90ZM198 88V87H197ZM210 88V87H209ZM213 88V87H211ZM225 88V87H224ZM68 89V90H69ZM95 89V88H94ZM106 89V88H105ZM108 89V87H107ZM137 89V90H138ZM163 89V88H161ZM184 89V88H183ZM192 89V88H191ZM220 89V87H219ZM218 89V90H219ZM67 90V91H68ZM69 90V91H70ZM84 92H83V91ZM87 90V89H86ZM129 90V89H128ZM132 90V89H131ZM142 90V89H141ZM144 93L146 95L147 91ZM209 90V89H208ZM207 90V91H208ZM55 91V90H54ZM100 91H97V92H100ZM105 91V90H104ZM153 91V90H152ZM159 91V90H158ZM157 91V92H158ZM176 91V90H175ZM191 91V90H190ZM196 91V90H195ZM90 92V90H89ZM113 92V91H112ZM122 94L120 93V95H123L125 97H122L124 100L126 99H130L132 100V102L134 101V104L136 103V107L134 106V108H127L124 110H128V111H125L126 114H128L129 118L132 119L131 122H133V124H137L139 121H142V117L143 115H145L148 120H144L143 121L144 125L146 123V121H149L150 120V124L151 122L153 123H157V125L159 124V126L155 127L154 130L152 131H146L147 133L145 135H150L152 134V136L156 135V136H159L160 139L163 138V139H170L171 137H174V129H175V125L174 128L171 127V126H168L165 122L168 120L169 121V124L171 123L170 120L172 121V116H170V112H171V107L169 108L168 107V103H165V101H169L168 99L164 100V104L162 102V104H159V102H155L154 101H160L156 98V100H154L153 98V95H147V96H141L138 92L136 91H132L130 94H128V91L124 89V91H121ZM150 92V90H149ZM148 92V93H149ZM172 92V91H171ZM197 92V91H196ZM201 92V91H200ZM206 91H204V94H205ZM219 92H221V89L219 90ZM224 92V91H223ZM222 92V93H223ZM82 95H81V94ZM88 93V91H87ZM141 93V92H140ZM153 93V92H152ZM150 92V94H152ZM156 93V91H155ZM160 93V92H159ZM193 93V92H191ZM102 94V93H101ZM107 94V93H106ZM111 94V93H110ZM162 93H160L161 95ZM170 94V93H169ZM179 94V93H177ZM187 94V92H186ZM185 96L187 97L188 95ZM198 94V93H197ZM86 94H84L85 96ZM105 95V94H104ZM109 95V94H108ZM112 95H115V94H112ZM165 94H163L162 96H164ZM176 95V94H175ZM180 95V94H179ZM182 95V94H181ZM195 95V94H194ZM202 95V94H201ZM206 95V94H205ZM203 95V97L205 96ZM225 95V94H224ZM45 96V95H44ZM99 96V95H98ZM102 96V95H101ZM174 96V95H173ZM177 96V95H176ZM175 96V97H176ZM200 97V95H198ZM222 96V95H221ZM91 97V94L90 96ZM94 97V96H93ZM108 98V96H106ZM110 97V96H109ZM169 97V96H168ZM178 97V96H177ZM202 97V98H203ZM86 98V97H85ZM83 98V99H85ZM92 98V97H91ZM105 98V97H104ZM115 98V97H114ZM161 98V97H160ZM182 98H183V95H182ZM191 98V97H190ZM189 98V99H190ZM227 98L229 99V102H230V98L227 96ZM232 98V96H231ZM111 99V98H110ZM121 99V97H120ZM164 99V98H163ZM171 99V98H169ZM185 99V97H184ZM183 99V100H184ZM188 99V100H189ZM209 99V98H208ZM215 99V98H214ZM224 99V97H223ZM235 97L232 98V101L236 102L235 100ZM237 99V98H236ZM45 100V99H44ZM56 100V98H55ZM59 101V99H57ZM82 100V99H81ZM89 100V99H88ZM95 100V99H94ZM107 100V99H106ZM123 100V101H124ZM180 100V99H179ZM178 100V101H179ZM186 100V99H185ZM192 100V98H191ZM195 100V99H194ZM207 100V99H206ZM220 100V98H219ZM226 100V98H225ZM67 101V100H66ZM92 101V100H91ZM111 101V100H110ZM109 101V102H110ZM119 101V100H118ZM121 101V100H120ZM175 101V100H174ZM173 101V102H174ZM193 101V100H192ZM199 100H197L198 102ZM60 102V101H59ZM68 102V101H67ZM94 102V101H93ZM125 102V101H124ZM124 102L121 103L123 106L124 105ZM188 102V101H187ZM196 102V101H194ZM203 102V100H202ZM207 102V101H205ZM210 102V101H209ZM233 102V103H234ZM66 103V102H64ZM70 103V102H69ZM68 103V104H69ZM72 103V102H71ZM90 103V102H89ZM115 103V101H114ZM126 103V102H125ZM128 103V102H127ZM159 104L160 107L157 108V113H156V110H155V104ZM177 103V102H175ZM180 103V102H178ZM184 102L180 103L178 105V107L180 106H183L185 103L183 104ZM208 103V102H207ZM232 103V102H231ZM230 103V104H231ZM75 103H72L70 104V106ZM113 104V103H112ZM116 104V103H115ZM183 104V105H182ZM189 104V103H188ZM187 104V109H189V105ZM198 104V103H196ZM195 104V105H196ZM217 104V103H215ZM229 104V105H230ZM238 104V102H237ZM80 106V104H78ZM77 105V106H78ZM86 105V104H85ZM92 105H95L92 104ZM202 103H200L199 106H201ZM207 105V104H206ZM209 105V104H208ZM222 105V104H221ZM115 106V105H114ZM157 106V105H156ZM185 106V105H184ZM215 106V105H214ZM63 107V106H62ZM65 107V106H64ZM74 107H76V105H74ZM88 107V106H87ZM91 107V106H90ZM95 107V106H94ZM99 107V106H97ZM126 107V106H124ZM195 107V106H194ZM198 107V105H197ZM202 107V106H201ZM207 107V106H206ZM206 107H205V110L202 111V112H206ZM77 108V107H76ZM102 108H105V107H102ZM119 108V107H118ZM123 108V107H122ZM214 108V107H213ZM216 108V107H215ZM214 108V109H215ZM73 109V107H72ZM85 109V108H84ZM179 109V108H178ZM181 109V108H180ZM186 108H183V112L185 110H187ZM194 109V108H193ZM203 109V108H202ZM76 110V109H75ZM123 111V109H121ZM187 110V111H188ZM196 110V109H195ZM200 110V109H199ZM208 110V108H207ZM174 111V110H173ZM177 112H179L178 110H176ZM175 111V112H176ZM93 112V110H92ZM124 113V112H123ZM65 114V113H64ZM88 114V113H87ZM92 114V113H91ZM94 114V113H93ZM96 114V113H95ZM101 114H102V111H101ZM125 114V113H124ZM175 114V113H174ZM54 115L57 116V114L54 112ZM61 115V114H60ZM83 115V114H81ZM81 115H78L76 114L75 116L72 115V116H68V118H64L65 119V122H61L60 121V118L62 119V117L60 118H57L59 122L54 121V125L55 127H53L55 129V131H57L59 133V135L63 137H65L69 142V146H71V144H73L74 142H79L81 144H83L84 146L88 147L90 149V147L92 145H96L97 148L94 150V152H92V158H96L98 155V152L101 150L103 151L104 150H109L108 152V157L110 156L112 159H114L115 162H117V165L116 166V178L118 180V182L115 183V186L117 187L116 188V193H118V195L120 194V196L114 194L112 196H116L117 199H126L128 198L129 194L131 193V191L135 192L134 189L136 190L138 187H139V184L141 181H144V180H148L147 178L148 177V174H150V178L153 179V175L152 174H155V172L153 173V168L154 166L150 164H146L149 162V159H146L145 157V154H144V158L143 156H140V152H138L135 148H139L141 149L142 146H140L139 144L133 142L134 140H131L129 141L127 138V142H130L131 143V146H130V149L128 147V150H127V154L125 155L123 153V151L125 150L122 146V148H119V146H114V144H112V142L115 143V141H118L120 140V138L118 139L115 138V130H112L110 129L111 132H108V131H101V130H93V125L92 124H101L102 122L100 121V119L102 118H98V119H92L90 120V117L87 115L86 116H81ZM103 115V114H102ZM155 115H158V117H156ZM184 116H186V122L188 124V126L190 128H192L191 126H195V124L193 123V117L192 116H189L188 114H185L183 113ZM182 115V117H183ZM189 117H188V116ZM242 115V114H241ZM242 115V116H243ZM62 116V115H61ZM104 116V115H103ZM177 116H181V115H177ZM124 117H127V116H124ZM181 117V118H182ZM47 117L45 115L42 116V120H45ZM171 118V119H170ZM56 119V120H57ZM126 119V118H125ZM184 119V118H182ZM177 120V119H175ZM184 120V121H185ZM200 120V121H201ZM52 121V122H53ZM106 121V120H104ZM127 121V120H126ZM182 121V120H181ZM195 121V119H194ZM198 121V120H197ZM199 121V122H200ZM42 122V121H41ZM130 122V121H129ZM130 122V123H131ZM173 122V121H172ZM198 122V123H199ZM83 123V124H82ZM84 123L87 125L85 128H82V125H84ZM153 123H152V126H153ZM168 123V122H167ZM180 123V122H179ZM197 123V124H198ZM82 124V125H81ZM103 124V123H102ZM121 124V123H120ZM132 124V125H133ZM142 124V122H141ZM190 124V125H189ZM45 125V124H44ZM43 125V126H44ZM124 125V124H123ZM138 125V124H137ZM183 125V124H182ZM203 125V126H201ZM186 126V125H185ZM131 127V126H130ZM134 127H137V126H134ZM140 127V126H139ZM179 127V126H178ZM187 127V126H186ZM205 127V129L203 128ZM210 127V128H208ZM242 127V126H241ZM99 128V127H97ZM101 128V127H100ZM103 128V127H102ZM116 128V127H115ZM124 128V127H123ZM132 128V127H131ZM138 128V127H137ZM149 128V127H148ZM153 128V127H152ZM183 128V126H182ZM140 129V128H139ZM143 129V127H142ZM243 129V128H242ZM130 130V129H129ZM238 130V129H237ZM132 131V130H130ZM177 131H178V128H177ZM181 131V129L179 130ZM183 131V130H182ZM245 131V132H246ZM138 135H140V132L141 131H135ZM186 132V130L184 131ZM244 132V133H245ZM125 133V132H124ZM134 133V132H133ZM134 133V134H136ZM183 133V132H181ZM213 133V132H212ZM252 133V134H251ZM56 134V133H55ZM239 134V133H238ZM243 134V133H241ZM127 135V134H126ZM178 134H176L177 136ZM183 135V134H182ZM182 135H178L179 138L180 137H184ZM189 135V133H188ZM57 136V134H56ZM123 136V134H122ZM151 136V135H150ZM132 137V136H131ZM130 137V139H131ZM135 137V136H134ZM133 137V138H134ZM242 137V136H241ZM250 137V136H249ZM60 138V136L58 137ZM125 138V137H124ZM147 137H145L146 139ZM158 138V137H157ZM185 138H187V134H185ZM61 139V138H60ZM66 139H62L63 141H66ZM123 139V138H122ZM136 139V138H135ZM177 139V138H175ZM184 139V138H183ZM188 139V138H187ZM57 140V139H56ZM61 140V142H62ZM148 140V138H147ZM150 140V139H149ZM155 140V139H154ZM154 140H150V141H154ZM199 140V141H200ZM204 142L205 140L206 141H210L208 139H203ZM244 140V139H243ZM60 141V140H59ZM105 141H107L106 145H105ZM121 141V140H120ZM124 141V140H123ZM157 141V140H156ZM185 141H187L185 139ZM198 141V142H199ZM217 142V141H220L221 142V145L217 142L216 144L213 145V143ZM253 141V140H252ZM67 142L63 143L62 145H66L67 146ZM171 142V141H170ZM184 141H182L183 143ZM254 142V141H253ZM56 143V142H55ZM60 143V142H59ZM118 143V142H117ZM123 143V142H121ZM155 143V142H153ZM157 144H160V142L158 143V141L156 142ZM167 143V142H166ZM201 143V142H200ZM209 143V142H208ZM190 144V145H191ZM199 144V143H198ZM256 144V145H257ZM77 145V143H76ZM75 145V146H76ZM113 145V146H112ZM167 145V144H166ZM170 145V144H169ZM186 145V144H185ZM193 145V146H194ZM220 145V146H219ZM239 145V144H237ZM75 146H73L75 148ZM80 146V144H79ZM158 146V145H157ZM160 146H164V145H160ZM210 146V145H209ZM78 147V145L76 146ZM103 147V149H101ZM178 147V146H177ZM196 147V146H195ZM198 147V146H197ZM261 147V146H260ZM264 147V146H262ZM60 148V147H59ZM57 148V149H59ZM62 148V147H61ZM60 148V149H61ZM64 148V147H63ZM69 148V147H68ZM81 148V147H80ZM83 148V147H82ZM85 148V147H84ZM127 148V147H125ZM164 148V147H163ZM166 148V147H165ZM164 148V149H165ZM172 149V147H170ZM191 148V147H189ZM238 148V147H237ZM259 148V147H257ZM93 149V148H92ZM138 149V150H139ZM144 149V148H143ZM167 150L169 149L166 148ZM179 149V147H178ZM181 149V153H183V150H182V147H180ZM186 149V148H185ZM188 149V147H187ZM186 149V150H187ZM235 149V148H234ZM245 147L244 146H241L239 147V150H244ZM261 151H262V148H260ZM63 150H66V149H63ZM146 150V149H144ZM264 150V149H263ZM89 151V150H87ZM92 151V150H91ZM100 151V152H101ZM137 151V152H136ZM140 151V150H139ZM142 151V149H141ZM170 153V149L168 150ZM191 151V150H190ZM192 151H195V149H193ZM241 151V152H242ZM260 150L258 149V152ZM260 151V152H261ZM142 152H145V151H142ZM172 152H177L176 150L173 149ZM197 153V151H195ZM239 152V153H238ZM237 153L240 154V156L237 154L238 157H241V152L238 151ZM259 152V155H261V157L264 158V152L260 154ZM79 153V152H78ZM91 153V152H90ZM107 153V151H106ZM150 152H148L147 154L149 155ZM168 153V152H167ZM179 153V154H181ZM59 154V153H58ZM142 154V153H141ZM152 154V153H151ZM178 154V152H177ZM191 154V153H190ZM67 155V154H66ZM143 155V154H142ZM153 155V154H152ZM168 155V154H167ZM172 155V153H171ZM183 155V154H181ZM185 155V154H184ZM188 156L187 157H184L182 156L180 158V166L182 171L185 167V162L183 161V157L184 159H188L189 158V154H187ZM194 155V154H193ZM258 155V154H257ZM258 155V156H259ZM69 156V155H68ZM67 156V157H68ZM174 156V155H173ZM197 156V155H196ZM243 156V155H242ZM257 156V157H258ZM107 157V158H108ZM155 157V156H153ZM250 157V156H249ZM260 157V156H259ZM32 158V157H31ZM58 158V157H57ZM80 158V157H79ZM91 159H89V162H91ZM101 158V157H100ZM106 158V157H105ZM106 158V159H107ZM110 158V159H111ZM168 158V157H167ZM179 158V156H178ZM190 158H193L194 157L190 156ZM189 158V159H190ZM197 158V157H196ZM195 158V159H196ZM35 161H36V156H35ZM78 159V158H77ZM154 159V158H153ZM153 159H150V160H153ZM191 159V160H193ZM239 159V158H238ZM241 159V158H240ZM250 159V158H249ZM253 159V158H252ZM31 160V159H30ZM39 160L37 163H39L37 165V172L38 175L40 176V182L38 184L39 186V200H40V210H39V224H38V232H39V238H38V245H37V257H38V262L39 264H133L131 260V258L129 257V251H128V248L127 246L125 245H122L121 242V239L123 240V238L120 239L119 241V238L118 235H119V222L120 220L118 219V215L117 213H115L114 211V205H109L111 202H109V206L111 207L112 211H114V214H112L111 216H108L105 212V210L103 211H100L98 208V214H89V213H86V211L84 212H79V208L81 206H84V207H88L89 208V204L91 200H87L89 197V193L87 191H85L84 188V185L85 183L87 182V178H89V173L88 174H83V170L78 164H75L73 161H74V158L73 157H69V158H66V159H62L60 158V160L56 159L55 158H43L40 156V158L38 157ZM95 160V159H94ZM99 160V159H98ZM104 160V159H103ZM156 161V157L154 159ZM189 160V161H191ZM244 160V159H243ZM247 160V159H246ZM255 160V159H254ZM79 161V160H77ZM76 161V162H77ZM102 161V160H101ZM106 161V160H105ZM108 161V160H107ZM110 161V160H109ZM108 161V162H109ZM112 161V162H114ZM161 161V160H160ZM174 161V160H173ZM183 161V162H182ZM186 161V160H185ZM197 161V160H196ZM191 161V162H195V165L196 163H198V167L202 164H204L203 162L201 163L200 161ZM252 161V160H251ZM34 162V161H33ZM81 162V160L79 161ZM88 162V164H89ZM106 162V163H108ZM111 162V164H112ZM182 162V163H181ZM188 162V161H187ZM225 162V161H224ZM243 162V161H241ZM32 163V161H31ZM35 163V162H34ZM78 163V162H77ZM93 163V161H92ZM91 163V164H92ZM97 163V161L95 162ZM93 163V165L95 164ZM248 163V162H247ZM252 163V162H251ZM87 164V163H86ZM189 164V163H188ZM235 164V163H234ZM233 164V166H234ZM238 164V163H237ZM246 164V163H245ZM32 165V164H31ZM90 165V164H89ZM92 165V166H93ZM114 165V163L112 164ZM135 165L139 166V169L138 171H134V167ZM220 165V164H219ZM35 166V164H34ZM88 166V165H87ZM204 166V165H202ZM239 166V165H238ZM242 166H244L242 164ZM247 166V165H246ZM195 167V166H194ZM220 167V166H218ZM190 168V167H189ZM193 168V167H191ZM201 168V167H199ZM235 168V167H234ZM89 169V168H88ZM204 169V168H203ZM20 170V169H19ZM34 170V169H33ZM193 170V169H192ZM205 170V169H204ZM221 170V169H220ZM15 171V170H14ZM13 171V172H14ZM85 171V170H84ZM87 171V170H86ZM163 171V170H162ZM165 171V170H164ZM175 171V170H174ZM178 171V169H177ZM196 171V170H194ZM13 172H9L10 175L11 173ZM17 173V169L15 171ZM89 172V171H87ZM193 172V171H192ZM131 173H133L135 175L136 178H133L132 182V189L128 190L126 185L124 184V182L127 181V179H129V175H131ZM169 173V172H168ZM167 173V174H168ZM29 174V173H28ZM112 174V173H111ZM163 174V173H162ZM175 174H178L179 175V172H175ZM190 174V173H189ZM194 174V173H193ZM196 174V173H195ZM198 174V173H197ZM9 174L7 173V175H4L5 178L6 176H8ZM12 175H15L14 173ZM22 175V174H21ZM27 175V174H26ZM30 175V174H29ZM180 175H181V172H180ZM184 176L183 177H186L185 174H183ZM3 176V175H2ZM115 176V175H114ZM164 176H166L164 174ZM171 176V175H170ZM173 176V175H172ZM191 177H188L191 182V180L193 179L194 181L196 182H199L201 180L197 179L196 175H190ZM214 176V175H212ZM222 176V175H221ZM220 176V177H221ZM14 177V176H12ZM17 177V175H16ZM31 177V176H29ZM102 177V176H101ZM112 177V176H111ZM159 177V175H158ZM182 177V176H181ZM206 177V176H205ZM217 177V176H216ZM109 178V177H108ZM131 178V177H130ZM175 178V177H174ZM173 177H168L167 181L165 183H162L160 182L161 178L157 179L159 182H157L156 185V188L159 190L160 188H162L163 190H166L168 192L167 189L170 190V188L172 189H175L173 187H177L175 190L177 191H180V186L179 184H176V181L174 180ZM186 178V180L188 179ZM203 178V177H202ZM3 179V177H2ZM16 179V178H15ZM106 179V178H105ZM114 179V178H113ZM181 179V178H180ZM208 179V178H207ZM18 180V179H17ZM32 180V179H31ZM94 180V179H93ZM219 180V179H218ZM131 181V180H130ZM139 181V182H138ZM175 181V184H173V182ZM180 182H185V181H182L179 180ZM89 182V180H88ZM179 182V183H180ZM95 183V182H94ZM102 183V182H101ZM146 183V182H145ZM143 183V184H145ZM150 183V182H149ZM177 183H178V180H177ZM97 184V183H96ZM109 184V183H108ZM163 184V185H162ZM191 184V183H190ZM193 184V183H192ZM197 185V184H196ZM195 185V187H196ZM17 186V185H16ZM90 186V185H89ZM93 187V185H91ZM95 186V184H94ZM184 186V185H183ZM194 186V185H193ZM198 186V185H197ZM97 187V186H95ZM110 187V186H108ZM144 187V186H143ZM185 187V186H184ZM194 187V189H195ZM199 187V186H198ZM100 188V187H99ZM129 188V187H128ZM189 188H192V187H189ZM105 189V188H104ZM122 189V191H121ZM142 189V188H141ZM140 189V190H141ZM145 189V188H144ZM143 189V190H144ZM199 189H202L199 188ZM199 189L197 188V192L199 191ZM98 190V189H97ZM110 190V189H109ZM128 190V191H127ZM146 190V189H145ZM154 190H156L154 188ZM184 190V189H183ZM181 190V191H183ZM205 190V189H204ZM96 191V189H95ZM94 191V192H95ZM108 191V190H107ZM111 191V190H110ZM142 191V190H141ZM192 191V190H191ZM97 192V191H96ZM102 192V191H101ZM137 192V191H136ZM164 192V191H163ZM170 192V191H169ZM173 192V191H172ZM185 192L186 194H188V192L186 191H183ZM201 192V191H200ZM204 192V191H203ZM107 193V192H106ZM109 193V191H108ZM143 193V192H142ZM146 193V191H145ZM158 193V192H157ZM171 193V192H170ZM190 193V192H189ZM202 193V192H201ZM113 194V193H112ZM134 194V193H132ZM131 194V195H132ZM169 194V193H168ZM168 194L166 196H168ZM174 194V193H173ZM172 194V196H173ZM193 194V193H191ZM203 194V193H202ZM93 195V194H92ZM101 195V194H100ZM105 195V193H104ZM135 195V194H134ZM156 195V194H155ZM178 195H181V194H178ZM197 194L195 193V196ZM94 196V195H93ZM97 196V195H96ZM95 196V197H96ZM140 196H143V195H140ZM154 196V195H153ZM159 196V195H157ZM177 196V194H176ZM194 196V195H192ZM198 196V195H197ZM218 196V195H217ZM220 196V195H219ZM100 197V196H99ZM138 197V196H137ZM150 197V196H149ZM175 196H173L174 198ZM178 197V196H177ZM200 197V196H199ZM221 197V196H220ZM234 197V196H233ZM115 198V199H116ZM133 198V197H131ZM140 198V197H139ZM161 198V197H160ZM167 198V197H165ZM171 198V196L169 197ZM179 198V197H178ZM182 198V197H180ZM187 198V197H186ZM196 198V197H195ZM216 198V197H214ZM104 198H102L103 200ZM107 199V198H105ZM104 199V200H105ZM116 199V200H117ZM159 199V198H158ZM172 199V198H171ZM176 199V198H175ZM174 199V200H175ZM183 199V198H182ZM190 199V198H189ZM203 199V198H202ZM208 199V198H207ZM38 200V201H39ZM109 200V199H108ZM113 200V198H112ZM136 200V199H135ZM152 200V199H151ZM172 200L173 202L171 204L175 205V202H177L178 200L174 201ZM180 200V199H179ZM185 200V199H184ZM187 200V199H186ZM216 200V199H215ZM93 201V200H92ZM97 201V200H96ZM121 201V200H120ZM124 201V200H123ZM128 201V200H127ZM132 201L134 202V200L132 199ZM138 201V200H137ZM146 201V200H145ZM167 201V200H166ZM192 201V199H191ZM195 201V199H194ZM219 201V199H218ZM94 202V201H93ZM92 202V203H93ZM107 202V203H108ZM148 202V201H147ZM203 202V201H202ZM220 202V201H219ZM223 202V201H222ZM100 203V202H99ZM98 203V204H99ZM103 203V202H102ZM106 203V204H107ZM120 203V202H119ZM126 203V202H125ZM130 203V202H129ZM132 203V202H131ZM130 203V204H131ZM140 203V201L138 202ZM142 203V201H141ZM185 203V202H184ZM205 203V202H204ZM94 204V203H93ZM92 204V205H93ZM111 204H115V203H111ZM118 204V203H117ZM123 204V203H122ZM136 204V203H135ZM143 204V203H142ZM177 204V203H176ZM192 204V203H191ZM194 204V203H193ZM208 204V203H207ZM221 204V202H220ZM219 204V206H220ZM226 204V203H225ZM97 205V204H96ZM103 205V204H101ZM126 205V204H124ZM123 205V206H124ZM138 205V204H137ZM198 204H196V207H197ZM200 205L201 203H199V208H200ZM206 205V203H205ZM99 206V205H98ZM121 206V204L119 205V207ZM130 206V205H128ZM176 206V205H175ZM191 206V205H189ZM227 206V204H226ZM83 207V208H84ZM91 207V206H90ZM106 207V205L104 206ZM108 207V208H110ZM139 207V206H138ZM196 207L195 208H188L190 210V212L196 214ZM82 208V207H81ZM94 208V207H93ZM101 208V207H100ZM118 208V207H116ZM128 208V207H127ZM130 208V207H129ZM129 208L127 210H129ZM175 208V207H174ZM209 208V206H208ZM226 208V207H225ZM224 208V209H225ZM87 209V208H86ZM90 209V208H89ZM89 209L87 211H89ZM120 209V208H119ZM124 209V208H123ZM123 209H120V211L122 212ZM132 209V206L131 208ZM205 209V208H204ZM203 209V210H204ZM102 210V209H101ZM125 210V209H124ZM126 210V212H127ZM207 210V209H206ZM210 210V209H209ZM96 211V210H94ZM111 211V210H110ZM111 211V213H113ZM135 211V209H134ZM174 211V210H173ZM213 211V210H211ZM210 211V212H211ZM199 210H198V214H199ZM209 212V211H208ZM207 212V213H208ZM110 213V214H111ZM189 213V212H188ZM202 213V212H201ZM109 214V215H110ZM123 214V213H122ZM129 214V213H128ZM190 214V213H189ZM206 214V213H205ZM124 215H127V214H124ZM174 215V214H173ZM197 215V214H196ZM203 215V214H202ZM201 215V216H202ZM129 216V215H128ZM153 216V215H152ZM193 216V215H192ZM199 216V215H198ZM190 216H188V219H189ZM195 217V216H194ZM203 217V216H202ZM205 217V216H204ZM203 217V218H204ZM209 217V216H208ZM207 217V218H208ZM38 218V216H37ZM173 218V217H172ZM192 218V217H191ZM202 218V219H203ZM126 219V216L124 217H121V221L123 222H126L124 221ZM128 219V218H127ZM130 219V218H129ZM184 219V218H183ZM196 218H194L193 220L190 219V221L188 222L189 223V226H181V228L179 229V232L176 233L177 235V238L174 239V241L171 239V236L174 234H172L171 236L164 230L161 229L160 225H157L155 227L151 226V222L149 219H143L142 222H143V235L145 237V245L147 246V244L154 250L155 252V256H157V264H176L174 263L173 261H170V257L168 256V251H166L165 248H163L162 245H160V242H163L165 244H171L172 243H176L174 245L176 246H181L183 249H189L190 250V254H193L191 252H193V248L191 245H194L196 244V242H200V240L198 239L199 237L197 232L199 231L197 229V225H198V220H195ZM246 219V218H245ZM131 220V219H130ZM248 220V219H247ZM115 223L114 225V228L112 229V232L107 235L108 233H105V236L102 235V237L100 236V234L104 233L103 232V229L102 228H97L98 226L97 223L99 222H102V223H109L112 222ZM187 221V220H186ZM209 221V220H208ZM207 220H205V223H204V226L201 228V231L203 232V237L205 238V242L207 243V245L210 243V236L211 234H213L212 232V228H211V224L208 223ZM238 221V219H237ZM185 222V221H184ZM214 222V221H213ZM122 224V223H121ZM161 224V223H160ZM126 225V224H124ZM122 225V226H124ZM203 225V224H202ZM96 226V228H94ZM109 226V225H108ZM116 226V227H115ZM177 226V225H176ZM241 226V225H240ZM111 227V226H110ZM142 229V228H141ZM225 229V228H224ZM233 229V228H232ZM238 230V229H237ZM95 231H97V233H95ZM107 231V229L105 230ZM124 231V230H123ZM132 233V232H131ZM217 233V232H216ZM141 234V235H142ZM200 234V232H199ZM228 234V233H227ZM121 235V234H120ZM119 235V236H120ZM124 235V234H123ZM231 235V234H230ZM175 236V234H174ZM226 236V235H225ZM224 236V237H225ZM234 238V237H233ZM110 240V241H109ZM226 240V239H225ZM144 241V242H145ZM213 241V240H212ZM124 242V241H122ZM125 243V242H124ZM204 243V242H203ZM134 245V244H133ZM198 245V244H197ZM211 245V244H210ZM238 245V244H237ZM131 247V246H130ZM166 247V245H165ZM242 247V246H241ZM147 248V247H146ZM149 248V247H148ZM151 248H149L150 250H152ZM131 249V248H130ZM182 250V249H181ZM223 250V249H222ZM230 250V249H228ZM187 251V250H186ZM141 252V251H140ZM144 251H142L143 253ZM153 252V251H152ZM171 252V251H170ZM225 252H227L225 250ZM151 253V252H150ZM168 253V254H167ZM180 253V252H179ZM182 253V252H181ZM185 253V251L183 252V254ZM196 253V252H194ZM205 253V252H204ZM134 254V253H133ZM199 254V253H197ZM197 254H195L194 256L197 257ZM131 255V254H130ZM172 255V254H171ZM180 255V254H179ZM211 255V254H210ZM208 256L204 257V259L202 261H196L197 264H208L209 262H211V259L210 257L212 256ZM134 256V255H133ZM132 256V257H133ZM201 256H204L203 254ZM154 257V256H153ZM199 257V256H198ZM151 258V257H150ZM155 258V257H154ZM155 258V259H156ZM173 257H171L172 259ZM202 258V257H200ZM192 259V257H191ZM195 259V257H194ZM149 260V259H148ZM136 261V260H135ZM145 261V260H144ZM193 262V261H192ZM136 263V262H135ZM264 263V219L263 221L259 224V228L257 229V233H256V236H252L250 238H248L245 246H243L242 248H239L237 250V252L235 253L234 257L231 258V259H227V263L226 264H262ZM182 264V263H181Z\"/></svg>", "mask_w": 264, "mask_h": 264}]
</instances>
